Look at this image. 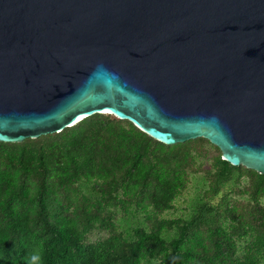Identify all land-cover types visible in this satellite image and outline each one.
<instances>
[{
  "label": "water",
  "instance_id": "1",
  "mask_svg": "<svg viewBox=\"0 0 264 264\" xmlns=\"http://www.w3.org/2000/svg\"><path fill=\"white\" fill-rule=\"evenodd\" d=\"M94 113L264 173V0H0V141Z\"/></svg>",
  "mask_w": 264,
  "mask_h": 264
},
{
  "label": "trees",
  "instance_id": "2",
  "mask_svg": "<svg viewBox=\"0 0 264 264\" xmlns=\"http://www.w3.org/2000/svg\"><path fill=\"white\" fill-rule=\"evenodd\" d=\"M221 154L106 113L0 141V264L37 250L41 264H264V173ZM196 175L203 190L174 215Z\"/></svg>",
  "mask_w": 264,
  "mask_h": 264
},
{
  "label": "rangeland",
  "instance_id": "3",
  "mask_svg": "<svg viewBox=\"0 0 264 264\" xmlns=\"http://www.w3.org/2000/svg\"><path fill=\"white\" fill-rule=\"evenodd\" d=\"M202 182H203V179L200 175H196L195 177H192L187 191H185V193L183 194L184 196H182V198H181V199H187V203H186V201L178 202L179 203V209L177 212L173 213L174 215L184 214V215L188 216L189 211L191 210L192 204H194L196 198L198 197L197 196L198 193L201 192L204 188V184ZM187 206H188V209L186 210ZM128 223L132 224L133 221L129 220ZM95 235H97V234L91 235L92 239L97 237Z\"/></svg>",
  "mask_w": 264,
  "mask_h": 264
},
{
  "label": "clouds",
  "instance_id": "4",
  "mask_svg": "<svg viewBox=\"0 0 264 264\" xmlns=\"http://www.w3.org/2000/svg\"><path fill=\"white\" fill-rule=\"evenodd\" d=\"M26 264H41V253L38 250L34 251L26 261Z\"/></svg>",
  "mask_w": 264,
  "mask_h": 264
}]
</instances>
